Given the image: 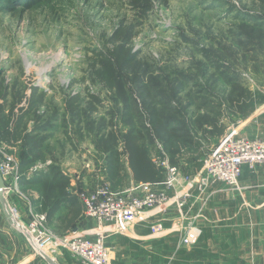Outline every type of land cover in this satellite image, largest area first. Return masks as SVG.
I'll return each instance as SVG.
<instances>
[{
    "label": "rangeland",
    "instance_id": "rangeland-1",
    "mask_svg": "<svg viewBox=\"0 0 264 264\" xmlns=\"http://www.w3.org/2000/svg\"><path fill=\"white\" fill-rule=\"evenodd\" d=\"M262 93L264 0H0V141L23 177L56 166L75 179L89 173L94 188L127 191L166 178L154 163L163 152L197 174L230 134L264 140L243 121ZM26 133L52 142L28 166ZM132 135L153 181L131 166ZM22 194L8 203L29 199ZM156 216L142 225L151 240L137 242L135 263L215 264L200 257L199 241L183 243L178 209ZM156 221L163 227L154 234Z\"/></svg>",
    "mask_w": 264,
    "mask_h": 264
},
{
    "label": "crops",
    "instance_id": "crops-1",
    "mask_svg": "<svg viewBox=\"0 0 264 264\" xmlns=\"http://www.w3.org/2000/svg\"><path fill=\"white\" fill-rule=\"evenodd\" d=\"M252 104L249 114L243 117L244 127H246L244 130L251 128L255 138H264V93L260 94ZM49 139L42 145L51 147L52 142ZM51 150L54 152V148ZM181 170L184 175H193L187 174L186 168ZM61 172L68 183V200L62 206L59 205L55 214L49 215V225L53 227L55 234L62 237H88L96 223L86 217L75 189L77 187L93 190L95 180L89 173L75 179L76 177ZM41 182L38 177L24 176L22 178L19 188L22 193L27 194L29 199L20 202L18 200V206L26 221L31 218V207L33 205L37 207L35 205L37 203L43 204L45 184ZM240 185L244 190L237 191L223 184L215 185L209 189L206 196L200 195L195 189L192 197L178 209L177 222L180 224H182L180 217L183 214L191 218L200 212L201 216L197 221L198 227L202 230L198 243L199 254L201 258H206L215 264H264V166L254 170L245 167L240 177ZM122 189L125 188H116V190ZM174 193L175 191H172L170 195ZM15 195H12V198ZM75 213H77L76 217ZM156 217L154 215L140 223L131 233L108 238V248L111 251L115 249L114 264H137L134 262L140 254L137 242L151 240L150 234L145 236L147 231H144L145 228L142 225ZM155 224L162 225L160 221H156ZM57 248L61 256L55 259L52 254ZM57 248L38 253L28 239L12 227L0 202L2 264H80L69 258V252L66 249Z\"/></svg>",
    "mask_w": 264,
    "mask_h": 264
},
{
    "label": "built area",
    "instance_id": "built-area-1",
    "mask_svg": "<svg viewBox=\"0 0 264 264\" xmlns=\"http://www.w3.org/2000/svg\"><path fill=\"white\" fill-rule=\"evenodd\" d=\"M6 149H9L7 144L0 141V174L5 182L3 192L6 200L3 209L11 220L12 227L22 233L38 253L52 248H63L80 264H112V252L107 246L109 237L131 233L139 223L154 215L165 213L173 207L182 208L195 189L203 196H206L211 187L219 184L242 191L240 177L244 168L256 169L264 166V140L236 137L234 133L207 158L197 174L184 175L180 167L172 164L163 152L154 162L166 172L163 181L140 184L127 191L114 190L103 185L93 190L77 192L86 217L94 220L96 225L88 237L67 238L50 230L48 214L41 208L31 207V218L25 222L18 206L8 203L11 194L25 196L19 188L23 177L16 172L19 164L14 157L4 152ZM51 165V161L43 166L36 165L31 173L40 172ZM172 191L176 193L174 196L170 195ZM200 216L199 212L191 218H187L185 214L180 217L183 243L187 246L196 245L199 241L201 233L197 221ZM162 227L161 224H155L152 227L153 233L162 231Z\"/></svg>",
    "mask_w": 264,
    "mask_h": 264
},
{
    "label": "trees",
    "instance_id": "trees-1",
    "mask_svg": "<svg viewBox=\"0 0 264 264\" xmlns=\"http://www.w3.org/2000/svg\"><path fill=\"white\" fill-rule=\"evenodd\" d=\"M1 112V111H0ZM3 134V137L5 139H10L13 141H16V139L19 136H16L18 134L17 131L14 133H11L9 130H4L1 132ZM132 141L127 142L130 149V163L131 166L136 169L137 174L140 173L141 169L146 172L144 174V177H147L148 179L153 181L154 178V168L151 165V162L149 161V158L146 156L144 149L138 148L137 146V138L132 135ZM47 139V138H46ZM45 138H34L31 137L30 134L25 135V138L23 140V152H22V161L25 166H28L34 162L35 153L40 150L41 145L46 141ZM113 140H108L107 143L103 142L104 145H106L107 150L115 156V149L114 146L112 147L113 143H109ZM168 142V141H167ZM137 151L139 153L137 154ZM136 152V153H135ZM38 155V154H37ZM112 157V163L114 161ZM137 164L139 166H137ZM36 178V177H33ZM38 180H41V183H44V190H43V212H46L49 215L55 214V212L58 211L59 205L62 206L67 200V187L68 183L66 178L63 177L62 172L59 170L58 167L54 166L51 168L50 172L42 177H38ZM142 180V179H141ZM74 216H77V213L74 214Z\"/></svg>",
    "mask_w": 264,
    "mask_h": 264
},
{
    "label": "water",
    "instance_id": "water-1",
    "mask_svg": "<svg viewBox=\"0 0 264 264\" xmlns=\"http://www.w3.org/2000/svg\"><path fill=\"white\" fill-rule=\"evenodd\" d=\"M3 189H5V182L4 179L2 178L1 174H0V202L3 206L6 205V200H5V196H4V192ZM8 218V216H7ZM9 219V218H8ZM10 220V219H9ZM11 222V220H10ZM12 223V222H11Z\"/></svg>",
    "mask_w": 264,
    "mask_h": 264
},
{
    "label": "bare ground",
    "instance_id": "bare-ground-1",
    "mask_svg": "<svg viewBox=\"0 0 264 264\" xmlns=\"http://www.w3.org/2000/svg\"><path fill=\"white\" fill-rule=\"evenodd\" d=\"M42 75V74H41Z\"/></svg>",
    "mask_w": 264,
    "mask_h": 264
}]
</instances>
